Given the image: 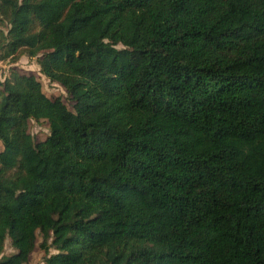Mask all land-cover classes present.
Here are the masks:
<instances>
[{"label": "trees", "instance_id": "1", "mask_svg": "<svg viewBox=\"0 0 264 264\" xmlns=\"http://www.w3.org/2000/svg\"><path fill=\"white\" fill-rule=\"evenodd\" d=\"M22 56L71 108L0 79V264H264V0H0Z\"/></svg>", "mask_w": 264, "mask_h": 264}, {"label": "rangeland", "instance_id": "2", "mask_svg": "<svg viewBox=\"0 0 264 264\" xmlns=\"http://www.w3.org/2000/svg\"><path fill=\"white\" fill-rule=\"evenodd\" d=\"M12 69L17 70L23 75H35L42 83L43 90L48 97L62 98L65 104L71 108V104L68 101V95L65 89L58 84L51 83L46 77L41 75L38 58L22 56L17 63H12L11 61H0V79L2 78L4 80L6 77H9ZM30 133L34 136L36 141L41 142L49 135L50 132L43 123L39 124L33 121L30 126ZM40 243L41 239L38 240L37 247L30 257L29 264H45V254L39 248ZM12 252L13 250L11 248V243L10 240H8L6 243L5 254L9 255ZM52 253L54 252L52 251Z\"/></svg>", "mask_w": 264, "mask_h": 264}]
</instances>
